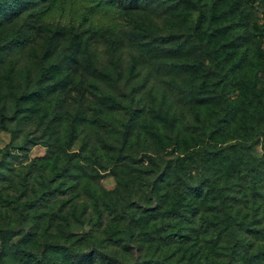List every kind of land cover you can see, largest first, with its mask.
<instances>
[{
	"label": "trees",
	"instance_id": "obj_1",
	"mask_svg": "<svg viewBox=\"0 0 264 264\" xmlns=\"http://www.w3.org/2000/svg\"><path fill=\"white\" fill-rule=\"evenodd\" d=\"M144 1L40 0L29 17L43 22L51 36L64 29L72 36L75 30L117 34L137 22ZM189 1L194 4L191 32L179 40L170 33L163 42L179 59L164 65L197 79L195 89L180 90L192 113L188 124L171 117L162 104L152 107L134 95L122 103L97 88V81L65 93L63 84L11 93L13 119L25 115L48 148L37 159L45 160L38 163L41 178L31 177L40 185L32 186L37 196L20 203L25 209L29 205L34 221L13 229L20 233L22 264H264V129L249 135L246 125L252 106L264 109V34L249 29L257 19L244 0H231L226 18L216 10L208 15L196 0ZM30 38L29 33L12 44L23 49ZM109 41L113 46L116 39ZM50 44L48 38L37 57L39 83L46 84L53 68L68 75L73 71L72 65L64 68L56 61L46 65ZM72 91L79 92L77 107L64 115L66 93L73 100ZM43 92L56 93L54 115L50 109L38 113L46 103ZM204 109L213 120L201 128L197 122ZM65 119L72 123L70 135L62 127ZM159 123L169 127L166 139L172 142L162 146L172 147L158 161L143 151L150 167H142L133 143L150 141L147 132ZM6 124L2 108L0 125ZM80 128L98 136L95 142L84 139L73 158L69 149ZM142 128L147 130L138 132ZM21 130L9 129L13 139ZM255 144L262 150L259 156L253 153ZM30 166L20 175L31 172ZM103 174L114 178L111 189L102 186ZM28 185L13 199L27 197ZM145 186L147 191H141Z\"/></svg>",
	"mask_w": 264,
	"mask_h": 264
},
{
	"label": "rangeland",
	"instance_id": "obj_2",
	"mask_svg": "<svg viewBox=\"0 0 264 264\" xmlns=\"http://www.w3.org/2000/svg\"><path fill=\"white\" fill-rule=\"evenodd\" d=\"M230 1L221 0L214 3L213 0H196V3L206 14L210 15L216 10L226 18L231 15L228 10L231 6ZM244 1L252 18L257 19V24L251 25L249 29L254 35L264 34V0ZM39 2L40 0H0V110L3 108L7 116L6 127L0 125V264H22L20 258L21 255L23 256V251L19 249L18 240L20 233L15 235L13 229H19L20 226L26 228L34 221L29 205H25V209L20 203L37 196L36 193L31 194V191L35 190L32 186L39 189L40 185L37 181L43 171L38 163L45 162L37 159L45 156L48 149L43 134H40L41 131L28 124L25 115L19 114L15 120L13 119L17 115L14 98L11 96L13 91L17 93L26 88L27 90L44 88L45 85L56 88V84H63L60 91L65 93L79 85L84 86L90 81H97V88L105 92L109 91L111 97L122 103L127 100V96L134 95L147 105L154 103L152 107L162 104L171 117L177 116L184 124L193 121L190 109L182 102L180 90L195 89L197 79L193 75L187 76L186 79V75L175 67L164 65L165 63L173 65L179 62V59L168 53L172 45L163 43L166 35L170 33H176L178 37L176 40H179L181 35L191 32L189 21L194 6L192 2L147 0L144 1L147 6L136 14L137 22L129 25L130 27L127 26L129 28L126 27L127 29L122 32L93 34L89 30H75V36H72V31L67 29L61 32L63 34L51 36V32L45 30L43 22H31V19L36 18H30L29 15L34 13V7ZM29 33L30 42L23 49L18 50L12 44L13 41ZM72 37L74 38L72 51H68ZM110 37L116 39L113 46L109 41ZM48 38L51 44L46 65L50 61H56L64 68L72 65L73 71L68 75V70L65 72L53 68L45 84L39 83L41 78L38 76L37 57L42 54L44 43ZM171 41L173 42L172 39ZM228 77L231 78L230 75ZM138 83L140 85L136 87ZM133 85H136L135 88ZM43 93V101L46 103L41 105L42 110L38 113L42 114L44 109L46 112L50 109L54 115L53 102L56 93ZM69 95L66 93L67 104L62 106L64 115L73 113L77 107L79 92L72 91L73 100L69 99ZM208 112L210 111L207 109L203 110L201 121L197 122L199 127H207L213 120V116L210 117ZM163 115H166L165 111ZM71 125L69 119H65L62 126L69 135L72 133ZM160 125V123L155 125L147 132L151 133L148 136L152 137L150 141L145 142L143 138L133 143V155L139 159L138 165L142 167H150L147 156L142 154L143 151L154 154L158 161L159 157H163L164 160L172 147L162 146L171 145L172 142L166 139L167 134L170 133L167 130L169 127L166 124L162 127ZM246 125L252 132L249 135L264 129V109L258 108L255 111L252 106V111L246 118ZM21 127L18 137L13 139L9 129L15 128L16 131ZM238 129L242 131V125ZM146 130L147 128H142L138 132L143 133ZM76 133L77 136L69 149L74 153L73 158H78L76 155L80 152L79 148L84 139L95 142L98 136L95 132L86 129L82 132L81 128ZM156 149L162 150L156 154ZM184 151H189V148L186 146ZM261 151L260 145L255 144L254 155H261ZM32 162L35 165L30 166ZM29 166L31 172L24 175L26 178L21 176L20 174H24ZM32 176L38 180L32 179ZM25 182L29 184L27 189L29 197L21 196L19 201L13 199L23 189ZM100 182L106 189H111L115 185L114 178L108 174H103ZM140 189L143 192L147 191L146 186ZM19 206L20 208L17 209ZM25 214L28 216L26 217ZM76 231H81V228H77Z\"/></svg>",
	"mask_w": 264,
	"mask_h": 264
}]
</instances>
